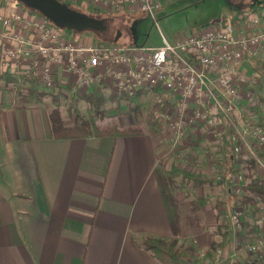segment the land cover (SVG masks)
<instances>
[{"label": "crops", "instance_id": "obj_1", "mask_svg": "<svg viewBox=\"0 0 264 264\" xmlns=\"http://www.w3.org/2000/svg\"><path fill=\"white\" fill-rule=\"evenodd\" d=\"M8 92L0 87V264H162L136 243L173 236L156 173L161 133L56 138L43 104ZM247 243L221 247L225 264H264Z\"/></svg>", "mask_w": 264, "mask_h": 264}, {"label": "built area", "instance_id": "obj_2", "mask_svg": "<svg viewBox=\"0 0 264 264\" xmlns=\"http://www.w3.org/2000/svg\"><path fill=\"white\" fill-rule=\"evenodd\" d=\"M79 1L110 9L127 7L150 13L162 8V0H60ZM10 11L0 15V72L30 74L45 90L68 87L93 90L112 87L119 95L132 97L143 87H159L172 98L175 114L163 110L156 116V131L173 132L170 140L177 146L194 123L217 136L219 146H228L234 163H239L244 146L254 160L251 177L264 181V103L258 113H250L258 101V86L264 76V6L240 12L196 32H185L158 46H110L91 40H74L40 13L11 0ZM168 106V105H167ZM260 124L255 123V117ZM158 127V128H157ZM220 170H218L219 172ZM217 175V178H220ZM244 174L239 172L228 191L245 192ZM261 196V195H260ZM230 228L231 246L242 240L244 210L230 208L224 214ZM256 229L247 250L255 259L264 255V205L256 214ZM201 250L199 257L206 256ZM211 264H225L222 249Z\"/></svg>", "mask_w": 264, "mask_h": 264}, {"label": "rangeland", "instance_id": "obj_3", "mask_svg": "<svg viewBox=\"0 0 264 264\" xmlns=\"http://www.w3.org/2000/svg\"><path fill=\"white\" fill-rule=\"evenodd\" d=\"M264 0H162V8L155 12L153 17L150 13L143 12L141 10H134L126 7H116L110 9H104L96 6H92L90 3L79 1L76 4H71L75 8L85 11L86 13L96 15L102 18H106L108 22L107 31H84L75 32L69 29H65L64 32L68 33L69 37L74 40H91L94 42L110 45V46H129V45H147V46H158L163 43L164 39L169 41L180 37L185 32L193 31L196 32L202 29L206 24H213L216 21H221L226 18L234 16L236 13L254 11L262 4ZM118 36V38H116ZM259 57L264 59V48L259 50ZM73 86V84H69ZM258 86V94L264 95V76L262 83ZM59 87L60 93L65 97L61 110L63 114H66V102L74 92H86L85 89H77L74 87ZM57 87V86H56ZM54 88V87H53ZM53 88L50 89L53 90ZM58 88V87H57ZM93 90L103 94L105 97V103L102 109L105 110L103 117H97L96 123L101 125H117L119 127H126L130 124H135L139 128L147 131V129L156 131L158 124L157 115L166 106V111H172L175 114L177 107L175 108V102L172 103V98L165 95L163 91V97L155 96L152 102L151 110L146 114L145 120H137L133 117V114L129 111V97L119 95L117 90L112 87H97ZM89 92V91H88ZM12 96L13 92L9 93ZM14 95V94H13ZM15 96V95H14ZM133 97V96H132ZM12 103H32L19 97H13ZM166 98L167 100H162ZM47 111L53 106L52 99L45 97L42 103ZM168 105V106H167ZM253 105V104H252ZM79 110L85 112L87 102L80 101L78 103ZM250 113L252 114V110ZM258 112H256L257 114ZM67 123L69 118L66 119ZM192 128L184 131L181 142L172 146L170 140L174 133L169 132L168 129L162 130L161 138L166 142V152L160 159L161 167L165 170L175 167H182L185 170L194 172H201L207 175L211 181L214 180L215 184L211 187L207 186L202 188L201 186L192 187V193L197 197L209 194L210 201L195 210V207L190 203L192 198L191 191L189 188L180 187V179L177 178L175 182V194L181 205V218L183 224V231L179 234L181 241L192 240L193 243L190 246V257L189 263L191 264H211L217 254V249L221 248L216 246L210 254L199 257L201 249L198 248L199 239L201 243L207 244L210 251L211 242L220 240L219 226L227 225L224 215L222 219L216 218V209L214 207L215 199L225 198L227 201L228 210L230 208L241 207L244 210V223L248 220L252 221L250 210L248 206L242 205L240 200L236 199V196L241 195L240 193H232L228 191L229 186L233 183L236 174L242 172L244 174V181L246 182L245 191H247V184L251 179V170L256 169V165L235 164L238 171L235 175L228 172L227 168L230 165L232 158L230 156V149L226 146V150L219 146L217 136L212 133H206L203 131L201 125L194 123L187 126ZM158 128V127H157ZM260 152L262 150L254 143ZM222 148L223 150H220ZM219 149V150H217ZM217 150V151H216ZM247 150V149H246ZM221 151V154H218ZM263 153V152H262ZM260 156V155H259ZM243 157L251 158L249 153L246 151L243 153ZM262 157V156H261ZM221 158L222 165L218 162ZM247 163V162H246ZM218 170H220L218 172ZM220 175V178H217ZM224 179V182L218 183V181ZM261 182H264L260 180ZM261 195V196H260ZM255 205L259 211V207L264 205V195L260 193L252 194ZM228 226V225H227ZM250 229V227H249ZM247 226L245 225L244 230L239 234L242 240L237 243L241 247L248 242L247 238ZM218 240V241H219ZM231 240L228 239L227 243ZM250 241V240H249ZM226 243V244H227ZM233 247V246H232ZM222 249V248H221ZM238 249L237 246L233 247V251ZM254 256V255H252ZM230 264V263H227Z\"/></svg>", "mask_w": 264, "mask_h": 264}, {"label": "trees", "instance_id": "obj_4", "mask_svg": "<svg viewBox=\"0 0 264 264\" xmlns=\"http://www.w3.org/2000/svg\"><path fill=\"white\" fill-rule=\"evenodd\" d=\"M264 5V1L262 2ZM34 11V10H33ZM36 12V11H34ZM5 86L11 92H13L14 97H19L25 99L32 103L42 104L45 97H50L52 99L53 106L48 111L49 122L51 127L52 135L56 138H73V137H90V136H104V135H130V134H140L145 132V130L139 128L135 124H130L126 127H119L117 125H101L96 123L97 117H103L105 110L102 106L105 103V97L103 94H99L96 90H90L89 92H74L73 95L69 97V101L66 102V114H63L61 110V105L65 97L60 93L59 87H54L53 90H45L38 85L36 78L30 74H14L10 72H0V87ZM163 90L159 87H143L139 89L133 97H129V111L133 114V117L137 120H145L146 114L151 110L152 102L155 96L163 97ZM167 100L162 98V100ZM80 101L87 102L86 111L82 112L79 110L78 103ZM264 103V95L260 94L258 101L251 105V110L253 113L258 112L259 107ZM69 118L67 123L66 119ZM255 123L260 124V118L255 117ZM252 149L260 156L264 157V154L258 150L254 143H252ZM226 150V146H222ZM219 148L220 150H223ZM217 149V150H219ZM216 150V151H217ZM246 148L242 147V154L246 152ZM248 152V151H247ZM218 154H221L219 151ZM220 165L223 164L221 158L218 159ZM240 162L245 165L250 166L253 164L254 160L252 158L242 157ZM239 162V163H240ZM247 162V163H246ZM237 163V164H239ZM236 164V163H235ZM231 161L227 170L230 174L235 175L238 171L236 165ZM158 175L159 184L162 191V197L165 203L167 215L173 229V236L163 237L155 236L151 234H140L136 236V243L140 248H143L150 252L152 256L157 260V262L164 264H191L189 263L190 246L192 245V240L181 241L179 239V234L183 231V224L181 218V205L176 197L175 192V182L176 179H180V187L189 188L191 191L192 198L190 203L198 210L200 207L206 205L210 201L209 194H204L203 196H196L192 193V189L196 186L211 187L215 182L201 172H194L190 170H185L184 168L175 167L165 170L160 168L156 170ZM224 182V179L218 181V183ZM260 193L264 195V182L259 179H251L247 184V191L241 193V195L236 196V199L240 200L244 206L251 208L250 215L252 218L251 223L246 220L245 225L247 230L254 235L256 229V214L258 208L255 205L254 198L252 194ZM216 209V218L222 219V216L227 212V201L225 198L215 199L214 207ZM250 227V229H249ZM220 240L211 242V248L208 253L212 252L216 246L223 247L226 245L231 234L229 232V227L224 224V226H219ZM239 264V263H231Z\"/></svg>", "mask_w": 264, "mask_h": 264}, {"label": "water", "instance_id": "obj_5", "mask_svg": "<svg viewBox=\"0 0 264 264\" xmlns=\"http://www.w3.org/2000/svg\"><path fill=\"white\" fill-rule=\"evenodd\" d=\"M16 1L31 10L38 11V13L45 16L50 22L61 29H69L76 33L87 30L103 32L107 27L104 18L86 13L60 0Z\"/></svg>", "mask_w": 264, "mask_h": 264}, {"label": "flooded vegetation", "instance_id": "obj_6", "mask_svg": "<svg viewBox=\"0 0 264 264\" xmlns=\"http://www.w3.org/2000/svg\"><path fill=\"white\" fill-rule=\"evenodd\" d=\"M105 19V23L107 24V27H106V30L105 31H107L108 30V20L106 19V18H104Z\"/></svg>", "mask_w": 264, "mask_h": 264}]
</instances>
